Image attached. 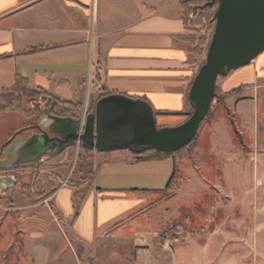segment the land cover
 Instances as JSON below:
<instances>
[{"label":"crops","instance_id":"0c3cea01","mask_svg":"<svg viewBox=\"0 0 264 264\" xmlns=\"http://www.w3.org/2000/svg\"><path fill=\"white\" fill-rule=\"evenodd\" d=\"M182 2L0 0V96L24 86L81 112L107 96H124L147 104L154 117L170 114L184 122L201 53L199 30L184 21ZM219 86L222 103L200 127L190 153L98 154L87 181L55 188L54 206L70 222L74 241L119 262L125 248L158 244L162 217L170 220L180 199L187 232L166 264H238L228 253L252 246L258 257L248 264H264V53ZM33 121L18 106L4 105L0 146ZM177 170L180 187L166 197ZM50 183L46 175L36 187L41 192ZM237 204L239 221L231 215L212 221L218 210ZM189 214L197 216L196 228Z\"/></svg>","mask_w":264,"mask_h":264},{"label":"rangeland","instance_id":"374dc122","mask_svg":"<svg viewBox=\"0 0 264 264\" xmlns=\"http://www.w3.org/2000/svg\"><path fill=\"white\" fill-rule=\"evenodd\" d=\"M210 0H187L186 2V19L188 26L193 27L197 25L199 40V52L201 53V63L205 60L206 50L210 43L214 30V13L216 11V4L209 7L204 12L201 8ZM199 56V57H200ZM198 71V70H197ZM228 77V76H227ZM226 77V78H227ZM224 78V79H226ZM219 79L216 83V98L213 100L211 108L208 112L207 118L201 123L204 124L209 117L212 116L213 109L222 103L223 95L220 91L219 84L224 80ZM25 90L24 86H18L12 90L13 102L12 104L18 106L22 103L24 110L31 112L34 117L33 125L45 115H55L58 117L72 116L75 113V118H80L84 113H90L96 102H91L89 108L74 109L66 108V104L49 95L32 94ZM35 92V91H32ZM5 98L3 102L8 103ZM74 105V104H72ZM21 106V107H22ZM76 106V105H74ZM70 110V112H69ZM192 110L189 111L190 116ZM71 113V114H70ZM179 118L170 115L162 114L155 117V124L157 128H172L180 125ZM199 127V129H200ZM199 131V130H198ZM198 134V133H197ZM197 137V135H196ZM195 139L187 149L176 152L177 155L187 154L192 151ZM96 151H85L79 146L67 149L62 155L45 162L37 167V169H19L12 173L16 178V186L0 192V264H166L169 261V254L175 248H178L181 237L186 236L187 227L185 219L187 215L180 209L178 200L173 204V215L170 220L160 222V229L158 231L157 241L155 247L142 248H125L122 252V259L119 262L111 260H102L95 251L80 245L74 241L70 234V222L63 220L58 214L54 206L53 193L57 186L60 187H75L80 185L81 181H87L94 172ZM65 162V163H64ZM65 167H60L61 164ZM43 173V174H42ZM9 176L10 174L2 173L0 176ZM50 175L53 183L49 186L40 189L36 187L41 177ZM183 173L176 172L173 182L170 186V191L166 197L173 196L180 187V181ZM83 191L76 192L75 195L79 199ZM175 196V195H174ZM211 202L213 201L210 200ZM225 202L224 199L220 200ZM213 205V204H211ZM209 207V205H208ZM207 207V209H208ZM195 209V208H194ZM234 208L220 209L216 214L212 215L211 219L215 223H221L225 218L231 217L240 220L242 218V208L239 204ZM233 211V212H232ZM189 219L195 227L198 222L197 216L189 214ZM202 217H206L203 215ZM169 221V222H168ZM192 227V228H193ZM196 228V227H195ZM190 234L194 239L196 238V231H191ZM238 241L242 238L240 232H237ZM244 236V234H243ZM172 244V245H171ZM256 247H236L232 253H228L231 259L234 258L238 264L250 263V257L257 256ZM252 252L250 256L249 253ZM259 252L264 254V246ZM259 253V254H260ZM258 257V256H257ZM166 261V262H165Z\"/></svg>","mask_w":264,"mask_h":264},{"label":"water","instance_id":"95a60500","mask_svg":"<svg viewBox=\"0 0 264 264\" xmlns=\"http://www.w3.org/2000/svg\"><path fill=\"white\" fill-rule=\"evenodd\" d=\"M217 8L214 30L205 60L194 76L187 99L191 115L172 128H157L152 109L124 96H107L80 118L45 115L0 146V174L37 169L80 147L106 154L148 151L171 155L195 139L215 99L216 83L249 66L264 53V0H210L203 6ZM14 176H0V192L13 189Z\"/></svg>","mask_w":264,"mask_h":264},{"label":"trees","instance_id":"16d2710c","mask_svg":"<svg viewBox=\"0 0 264 264\" xmlns=\"http://www.w3.org/2000/svg\"><path fill=\"white\" fill-rule=\"evenodd\" d=\"M186 2H187V0H183V2H182V6H183V8H184V12H185V15H184V21L186 22V23H188L187 22V19H186V14H187V10H186ZM209 7H204V8H201V11L202 12H204L205 10H207ZM193 27H198L197 25H194ZM219 79H224V78H219ZM218 79V80H219ZM217 80V81H218ZM26 90V89H25ZM28 91V90H27ZM26 91V92H27ZM215 91H216V89H215ZM28 92H30V93H32V94H43V96H45L46 94L45 93H42V92H40V91H38V92H32V91H28ZM12 95L11 94H6V95H1L0 96V100H2V101H4V99L5 98H7L8 100V103L7 104H11L12 103ZM217 96H215V98H216ZM49 98H51V96H49ZM56 102H57V99H56ZM65 103V102H64ZM66 105V108L67 109H70V108H73L74 107V109H79V106H74V105H72V104H69V103H65ZM4 105H6L5 104V102H4ZM4 105H1L0 106V109L1 110H3L4 109ZM22 106V103L21 104H18V108L20 109V110H22V112L25 114V115H31V112H29L28 110H24L23 109V106ZM192 110V109H191ZM69 112H70V110H69ZM71 114V113H70ZM189 115V114H188ZM191 115V114H190ZM75 116H77V115H75V113H72V117H74L75 118ZM208 116V115H207ZM207 116H206V118H207ZM205 118V119H206ZM204 119V120H205ZM191 145H193L192 143L191 144H189L188 146H186V147H184V148H182L181 150H183V149H187L188 147H190ZM181 150H179V151H181ZM85 151H87V150H85ZM148 152H152V151H148ZM148 152H146V153H144V154H142L141 155V157H142V159L143 158H146L147 156H146V154L148 153ZM152 153H154V152H152ZM156 156H163V154H158V153H154ZM75 205H76V207H78V205H79V203H78V200L75 198Z\"/></svg>","mask_w":264,"mask_h":264},{"label":"flooded vegetation","instance_id":"af4514ba","mask_svg":"<svg viewBox=\"0 0 264 264\" xmlns=\"http://www.w3.org/2000/svg\"><path fill=\"white\" fill-rule=\"evenodd\" d=\"M15 172V171H14ZM12 174V173H11Z\"/></svg>","mask_w":264,"mask_h":264}]
</instances>
